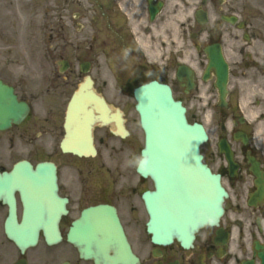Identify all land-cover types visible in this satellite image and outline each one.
<instances>
[{"label": "flooded vegetation", "instance_id": "flooded-vegetation-1", "mask_svg": "<svg viewBox=\"0 0 264 264\" xmlns=\"http://www.w3.org/2000/svg\"><path fill=\"white\" fill-rule=\"evenodd\" d=\"M87 9L88 23L77 21L87 20ZM25 10L21 0H0V82L5 86L0 95L11 87L29 106L20 120L0 122V264H96L80 255L69 235L82 211L99 204L116 209L138 257L135 264H264V0H88V8L83 0H56V31L73 32L71 39L64 38L73 50L65 53L57 35L42 51L50 58L46 71L30 65L27 40L20 37L25 36ZM80 49L88 53L84 60L100 69L93 75L97 91L105 94L108 80L117 81L113 104L123 110L128 130L123 137L110 125H97L100 157L92 162L61 147L67 105L84 76L73 70V59L83 60ZM63 58L67 68L61 72ZM212 61L216 64L209 66ZM222 62L228 65L224 93ZM152 79L171 87L190 122L204 125L202 161L227 190L219 222L200 227L187 246L177 237L156 243L148 230L143 194L156 184L137 168L142 144L126 98ZM0 100V106L7 105ZM25 159L57 164L51 192L67 198V210L57 221L59 242L48 243L42 225L33 246L20 247L10 234V199L17 222L26 223L25 233L32 223L24 221L26 207L56 205L34 199L38 192H50L43 178L30 183L23 175L27 171L13 169ZM117 249L108 252L117 256Z\"/></svg>", "mask_w": 264, "mask_h": 264}, {"label": "water", "instance_id": "water-1", "mask_svg": "<svg viewBox=\"0 0 264 264\" xmlns=\"http://www.w3.org/2000/svg\"><path fill=\"white\" fill-rule=\"evenodd\" d=\"M138 110L141 115L142 125L146 131V148L143 150L144 159L141 162V170L151 173L156 181L158 190L152 195L146 194L148 209L151 213L149 230L156 241H169L177 234L183 241L192 238L193 231L205 222H215L223 211L222 199L225 191L218 177L211 174L207 166L198 162L197 145L205 137V132L200 125H190L184 114V107L172 97L169 87L156 81L143 85L136 90ZM12 109L9 114L15 117L19 105L12 98ZM88 102L86 115L85 104ZM96 112H99L97 114ZM110 107L105 99L93 90V81L88 79L80 87V90L70 103L67 117L69 139L63 143L66 150L84 153V143L79 139L73 140L75 133L84 125H88V139L86 142L88 154H95L93 144L92 127L96 120L103 123L111 121ZM118 124L122 130V118H118ZM78 138V137H77ZM17 169H29L32 165L21 162L15 166ZM56 166L51 162H42L37 169H47L51 178L54 176ZM203 170V174L201 173ZM31 171V170H30ZM32 177L33 174L29 173ZM57 204L53 207H30L27 216L41 219L47 215L57 219L60 211H64V200L52 196ZM108 215V216H106ZM90 216L94 218L92 226L89 223ZM55 222V221H54ZM117 224V217L113 210L107 206H97L84 210L82 217L75 222L72 228L70 240L80 249L85 257L94 256L99 264H102V250L113 241L95 237V232H106L111 235ZM15 226V222L13 223ZM46 231H52L54 237L48 238V242L59 240L58 231L54 223L46 224ZM119 227V225H118ZM92 230V237L88 238V231ZM118 238L123 248L124 263L135 261L129 243L120 230ZM15 232V230H14ZM14 239L21 245L36 242V231L29 235H16ZM93 245V247L91 246ZM98 249V250H97ZM100 253V254H99Z\"/></svg>", "mask_w": 264, "mask_h": 264}, {"label": "rangeland", "instance_id": "rangeland-1", "mask_svg": "<svg viewBox=\"0 0 264 264\" xmlns=\"http://www.w3.org/2000/svg\"><path fill=\"white\" fill-rule=\"evenodd\" d=\"M27 4V10H26V22L28 23L27 29H25V34L21 35V39H26L28 46H29V63L31 66H34L36 68L35 71H37L38 68L46 69L50 67L49 60L50 58H46L45 53H42L44 50L45 46H48L49 44L46 43V41L51 40L50 35L54 34L55 32L53 31L54 24L56 23V14L57 11L54 9V0H26ZM88 4V3H87ZM86 23V21H85ZM57 25V24H56ZM55 25V26H56ZM77 29V28H76ZM88 30V26H87ZM77 32V30H76ZM65 34L67 35L68 39H71L73 37V32L72 31H66L65 33L59 32L57 35H61V39H59V42L61 46L63 47V50L65 53H69L71 50H73V47L64 42ZM77 36H79L78 33H76ZM56 35V36H57ZM55 40V39H54ZM70 42V41H69ZM71 43V42H70ZM79 49V48H78ZM78 54H88L85 52L83 49L78 50ZM44 54V56H43ZM100 61L98 62V65H100ZM43 65V66H42ZM73 65H74V71L78 72V63L73 59ZM100 69H94V73L99 72ZM112 80V79H111ZM109 87L106 88L104 93L106 94L107 98L112 102L114 100V83L116 84V80L109 81ZM103 90V89H102ZM127 100V98H126ZM114 102V101H113ZM128 103L131 106L134 104V100L132 98L128 99ZM131 115L133 116L132 118L135 120H138V115L135 111V109L132 107L131 108ZM136 125H138V122L136 121ZM140 136L142 137V132L139 130ZM98 159V157L94 158ZM94 159H88V162L94 161Z\"/></svg>", "mask_w": 264, "mask_h": 264}]
</instances>
